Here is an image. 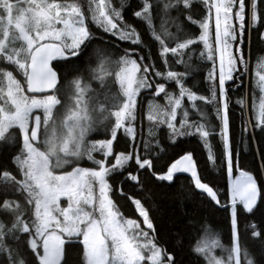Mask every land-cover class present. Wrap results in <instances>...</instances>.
<instances>
[{
	"label": "snow or ice",
	"instance_id": "snow-or-ice-1",
	"mask_svg": "<svg viewBox=\"0 0 264 264\" xmlns=\"http://www.w3.org/2000/svg\"><path fill=\"white\" fill-rule=\"evenodd\" d=\"M195 2L158 0L154 15L152 0H139L132 15L157 43L166 69L169 53L184 56L191 46L203 45L200 59L219 65L218 87L214 67L208 77L212 80L208 96L182 82L193 70L187 61H175L185 63L184 72H161L151 55L146 63L143 57L134 59L135 49L117 56L105 42L88 53L96 29L132 45L143 44L138 30L123 20L121 9L111 0H87L86 11L80 0H0V264H63L66 255L71 260L73 251L81 264H175L174 255L157 242L141 199L112 181L113 174H119L125 183H140L141 170L169 182L175 173H188L196 190L221 204L219 193L198 174L191 152L180 155L166 172L154 170L149 158L153 128L161 126H166L172 140L197 137L213 165L214 151H222L228 176L225 212L230 247L216 237L201 236L192 245L193 252L203 257L204 264H255L247 249L242 253L238 221L264 203V187L233 157L226 82L239 87L237 81L243 82L249 72L243 48L245 29L249 44L254 29L264 42V0H199L202 7L194 10ZM191 26L198 28V34ZM81 63L89 66L88 79ZM257 68L260 71L253 80L259 103L254 96L251 110L255 124L245 121L244 132L249 128L264 132V57ZM153 73L159 80L152 78ZM92 81L99 87H92ZM160 81L174 82L178 94L168 92ZM142 90L150 93L145 118L152 122L150 139L143 140V156L134 128ZM161 95L163 105L157 102ZM184 97L187 108L182 105ZM236 103L246 107L243 98ZM188 108L199 121L189 120ZM178 116L179 127L174 123ZM100 130L105 138H89ZM121 130L126 144L122 151L114 144ZM217 136L219 144H213ZM85 159L89 166H81ZM118 200L130 202L143 226L122 214ZM259 229L251 222L245 230L260 242L264 255V232ZM216 249L220 256L215 255Z\"/></svg>",
	"mask_w": 264,
	"mask_h": 264
},
{
	"label": "trees",
	"instance_id": "trees-1",
	"mask_svg": "<svg viewBox=\"0 0 264 264\" xmlns=\"http://www.w3.org/2000/svg\"><path fill=\"white\" fill-rule=\"evenodd\" d=\"M111 2L114 7L121 9L123 20L138 30L143 44L132 45L128 41H120L116 37L110 36L100 29H96L94 32V42L87 50L88 53L91 52L92 47H95L97 43L103 45L105 42L115 51L117 56L122 55L125 49H135L132 53L134 59L139 60L140 57H143L146 63L149 55H151L154 66L161 72L166 70L184 72L186 70L185 63L176 64L175 61L177 59L187 61L188 64L192 65L193 70L187 76L181 78L182 82L189 89L205 96L209 95L212 80L208 77L215 67V77L218 87L217 64L214 65L212 61L207 59H200V53L203 49L202 44L191 46L190 49L185 50L186 54L184 56H172L169 53L168 67L166 69L164 60L159 58L157 43L149 36L143 22L137 20L132 15L139 0H111ZM80 3L86 11L87 0H80ZM152 3L154 5L153 13L155 15L158 0H152ZM160 6L162 7V5ZM193 7L194 10L200 9L202 5L199 3V0H196ZM172 15H175V12ZM159 24L160 19L157 17L155 20L157 30H159ZM191 29H195L198 34V28L196 26H191ZM170 31L174 32L175 30L170 29ZM243 48L246 62L249 64V72L243 76V82L240 80L237 81L239 87H235L231 81L226 82V94L229 98L230 146L233 157L234 159L238 157L241 168L253 172L258 180L259 186L264 187V175H262L264 165L261 163V158L264 157V132H260L259 129L253 131L251 128L247 132L243 131L245 121L253 125L255 124V121L251 117L254 96L257 105L259 103V90L258 87L254 89L253 77L256 72L260 71L255 68V65L261 57H264V42L260 41L255 29L252 32L251 44H249L248 32L245 29ZM84 59L85 57H81V61ZM53 63H58V61H54ZM81 67L85 69V78L88 79L87 69L89 66L81 63ZM236 75L241 76L242 74L236 73ZM152 78L159 80V78L155 77L154 73L152 74ZM256 80L258 81V77ZM160 82L165 83L168 92L178 94V89L175 88L174 82ZM92 87L97 88L99 85L95 81H92ZM150 98L149 91L142 90V95H139L138 98L137 114L134 122L135 142L142 156L145 154L143 140L146 138L150 139L148 129L152 127V122L145 118L148 100ZM241 98L244 99L246 107H241V105L236 103ZM157 102L160 105L164 104L163 95L158 98ZM196 103L203 105V102L200 101ZM182 105L187 108L188 102L186 97L182 98ZM207 111L211 113V106H207ZM188 112L190 121H199V116L194 110L188 108ZM242 113L246 114L242 117ZM211 118L214 120V115ZM179 119L178 116L176 121H174L177 127H179ZM153 134L155 141L152 145V152L149 154V158L154 163V170L157 173L166 172L167 167L175 159H178L180 155H183L186 151L191 152L197 164L198 174L204 177V182H210V186H213L219 193L221 204L216 205L210 202L206 194H201L194 188V185L191 183V178L184 175H175L171 182L160 181L146 170H141L139 173L140 183L134 184L131 181L125 183L123 176L119 174H113L112 181L115 184L122 185L126 194L141 199L149 211L157 242L167 252L174 255L175 264H204L203 258L192 250V245L201 236L208 240L216 237L220 239L222 244L230 247L228 214L225 212V207L228 205V179L223 163L222 151H214L216 158L213 165V162L207 160V153L199 143L197 137L185 135L177 136L175 140H172L169 138V132L166 126L153 128ZM95 138L105 137L99 136ZM211 142L213 144H219V137L217 136L215 141ZM128 143L131 144L132 141L129 140ZM114 144L116 150L122 151L125 149V136L122 130L119 132V138L114 141ZM130 163L135 167L134 160ZM84 165L89 166L90 164ZM208 172L211 174L209 175ZM117 203L121 206V212L126 218L139 220L134 214V208L130 207V202L125 203L124 201L118 200ZM0 218H2V214H0ZM251 222H255L260 226L259 230L264 232V203H261L260 207L252 215H241L238 221L239 243L242 253L243 249H247L249 256L254 260L255 264H264V255L261 254L259 246L260 242L254 241L250 236V231L246 232L245 230L246 225ZM205 225L207 226L206 229L204 227ZM149 234L152 235V232L149 231ZM216 253L221 255L220 250H217ZM241 258L243 259V254ZM63 264H81V260L76 251H73L71 260L66 255Z\"/></svg>",
	"mask_w": 264,
	"mask_h": 264
},
{
	"label": "rangeland",
	"instance_id": "rangeland-1",
	"mask_svg": "<svg viewBox=\"0 0 264 264\" xmlns=\"http://www.w3.org/2000/svg\"><path fill=\"white\" fill-rule=\"evenodd\" d=\"M214 30H215V26H214V22H213V25H212V33H213V35H212V40H213V47H214ZM259 60H260V59H259ZM259 60L256 62V65H255V68H256L257 70H260V69L257 68V65L259 64ZM217 72H218V77H219V65H218V63H217ZM99 136H104L103 130H100L98 133H97V132H93V133H91L89 138H95V137H99ZM94 155L97 156V158H100V157H99V154L97 155V153H94ZM84 164H90V162L87 161V160L85 159V160H83V161L81 162V166H85ZM69 170H70V169H69ZM234 176H235V175H234ZM227 179H228V176H227ZM61 200H62L63 204L66 205L67 201H66L63 197L61 198ZM138 222L141 224V226H143V224H142V220H138ZM149 235H150V234H149ZM217 250H219V249H216V251H217ZM216 251L214 250L215 255L220 256V255H218V254L216 253ZM202 258H203V257H202Z\"/></svg>",
	"mask_w": 264,
	"mask_h": 264
},
{
	"label": "water",
	"instance_id": "water-1",
	"mask_svg": "<svg viewBox=\"0 0 264 264\" xmlns=\"http://www.w3.org/2000/svg\"><path fill=\"white\" fill-rule=\"evenodd\" d=\"M53 62H54V61H53ZM53 62H52V63H53ZM175 175H184V176H186V177H188V178H191V177H190V174H188V173H175L174 176H175ZM198 191H199V190H198Z\"/></svg>",
	"mask_w": 264,
	"mask_h": 264
}]
</instances>
